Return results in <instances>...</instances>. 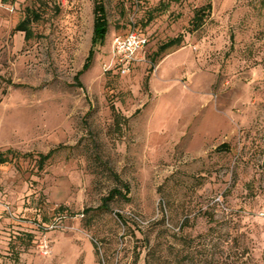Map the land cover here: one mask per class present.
Instances as JSON below:
<instances>
[{
  "label": "rangeland",
  "instance_id": "rangeland-1",
  "mask_svg": "<svg viewBox=\"0 0 264 264\" xmlns=\"http://www.w3.org/2000/svg\"><path fill=\"white\" fill-rule=\"evenodd\" d=\"M101 1L0 0V264H264V0Z\"/></svg>",
  "mask_w": 264,
  "mask_h": 264
},
{
  "label": "trees",
  "instance_id": "trees-1",
  "mask_svg": "<svg viewBox=\"0 0 264 264\" xmlns=\"http://www.w3.org/2000/svg\"><path fill=\"white\" fill-rule=\"evenodd\" d=\"M93 2H94V5H93V33H92V39H91V48L89 50L87 59H90V56H92L95 53V50L97 49V47L102 46L104 44L106 34L108 32V21H107L105 6L101 0H93ZM207 9H208V5L205 7H201L194 12L192 21L190 23V28L188 29L189 31L191 32L195 31L201 26V24L203 23V19L205 18V15H206L205 11H207ZM19 27L23 30L25 29L23 23H21ZM182 41H183V37L180 34L174 38L167 40L165 43L160 44L158 48L156 49V51L151 53L149 57L151 63L153 64L155 60L157 59H160V58L162 59L163 54L167 50L173 47H179ZM87 64L85 65V68ZM152 64L151 66H153ZM6 161H8V158H6V155L4 152L0 151V164L5 163ZM116 193H119L118 190H114L111 194L115 195Z\"/></svg>",
  "mask_w": 264,
  "mask_h": 264
},
{
  "label": "built area",
  "instance_id": "built-area-1",
  "mask_svg": "<svg viewBox=\"0 0 264 264\" xmlns=\"http://www.w3.org/2000/svg\"><path fill=\"white\" fill-rule=\"evenodd\" d=\"M148 44V38L132 29L126 34L114 36L111 40L114 69L120 74H127L131 66L138 60V53ZM0 208L8 210V206L0 199Z\"/></svg>",
  "mask_w": 264,
  "mask_h": 264
},
{
  "label": "crops",
  "instance_id": "crops-1",
  "mask_svg": "<svg viewBox=\"0 0 264 264\" xmlns=\"http://www.w3.org/2000/svg\"><path fill=\"white\" fill-rule=\"evenodd\" d=\"M37 15H38V14H37ZM39 19H40L39 16H38V17H37V16L34 17V20H35V21H38ZM127 32H129V31H127ZM127 32L117 34V36H118V35L122 36V35L126 34ZM92 33H93V10H92V31H91V39H92ZM107 33H108V32H107ZM139 33H140L141 35H143V36H145V37L148 38V36L145 35L143 32H139ZM106 35H107V34H106ZM113 36H115V35H113ZM91 39H90V41H91ZM148 42H149V39H148ZM147 46H148V44H147ZM147 46H146V48H145L143 51H141V52L138 53V60L142 61V60L144 59V56H145V52H146ZM141 53L143 54V56H142Z\"/></svg>",
  "mask_w": 264,
  "mask_h": 264
}]
</instances>
